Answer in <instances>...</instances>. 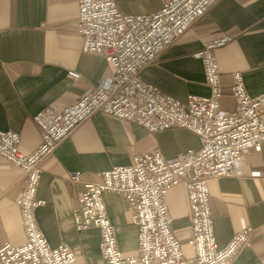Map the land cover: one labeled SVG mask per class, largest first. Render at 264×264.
<instances>
[{"label": "crops", "instance_id": "obj_1", "mask_svg": "<svg viewBox=\"0 0 264 264\" xmlns=\"http://www.w3.org/2000/svg\"><path fill=\"white\" fill-rule=\"evenodd\" d=\"M127 16L148 15L161 0H113ZM77 0H0V131L20 137L19 150L30 152L39 142L34 116L49 105L66 107L86 85L96 86L111 76L104 59L81 51L75 22ZM229 41L214 52L223 96L220 109L232 112V75L239 73L250 96L264 93V0H218L177 40L141 68L137 78L180 103L188 96L207 97L201 61L194 55L203 44ZM68 71L80 75L76 81ZM199 138L185 130L149 133L142 126L94 113L78 125L41 164L36 198L44 204L35 211L38 229L50 247H67L73 264H105L98 229L77 230L73 213L85 183H98L113 167L131 164L136 155L157 150L170 160L197 150ZM69 172H79L71 183ZM239 178H217L207 184L213 233L218 247L246 228L253 229L248 244L231 264H264V143L250 149ZM24 188L22 171L0 158V247L20 245L23 232L16 201ZM117 247L124 257L137 254V227L123 199L103 195ZM170 228L185 259L193 257L190 212L186 189L178 185L165 196Z\"/></svg>", "mask_w": 264, "mask_h": 264}, {"label": "built area", "instance_id": "obj_2", "mask_svg": "<svg viewBox=\"0 0 264 264\" xmlns=\"http://www.w3.org/2000/svg\"><path fill=\"white\" fill-rule=\"evenodd\" d=\"M218 0H161V8L148 15L127 16L113 0H77L75 22L81 51L104 59L111 76L66 107L49 105L34 116L40 130L38 144L28 153L19 150L20 137L0 131V158L18 167L24 188L16 201L24 240L4 243L0 264H73L75 257L65 246L52 248L37 227L35 211L44 204L36 198L41 164L57 145L94 113H101L145 128L149 133L185 130L199 138L197 150H187L166 160L157 150L132 158L131 164L101 173L98 183H85L77 198L73 222L77 230L96 228L105 264H231L245 247L253 229L234 234L218 247L209 208V181L239 178L246 153L264 143V93L248 95L239 73L232 75V112L220 109L223 89L214 57L229 39L203 44L194 56L201 61L207 97L188 96L184 103L141 82L138 71L151 64ZM76 81L78 73L68 71ZM71 183L79 172H69ZM186 189L190 212L193 257L185 259L170 228L165 196L172 188ZM119 195L132 212L137 227V254L124 257L117 247L103 195Z\"/></svg>", "mask_w": 264, "mask_h": 264}]
</instances>
